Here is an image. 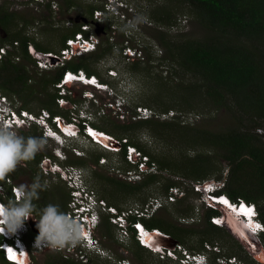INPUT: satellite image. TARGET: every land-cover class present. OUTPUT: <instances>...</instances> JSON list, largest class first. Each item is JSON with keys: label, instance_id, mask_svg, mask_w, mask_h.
I'll return each mask as SVG.
<instances>
[{"label": "rangeland", "instance_id": "rangeland-1", "mask_svg": "<svg viewBox=\"0 0 264 264\" xmlns=\"http://www.w3.org/2000/svg\"><path fill=\"white\" fill-rule=\"evenodd\" d=\"M5 1L8 2L7 7L10 13L20 15L32 21L31 25H24L27 36L49 48L50 51L48 52H58L61 49L62 35L72 32L76 26H81L85 23L84 19L89 18L86 22L89 24L91 23L90 30L98 35L99 45L97 49L88 51L81 56H84L83 58L86 59L91 68L99 72L101 79L108 83H103L99 76H96L99 79V82L96 84L74 81L69 88L75 93L76 96L74 99L76 101L79 100V103L72 104V102L66 98L67 96H70L68 94L65 96L66 102L63 103L64 105L58 102L57 104L60 107L67 106V108L72 110V112L69 113V118L62 115L58 116H61L67 121L71 120L75 116H77V120L79 118H88L90 122L99 124L102 127L110 128L115 124H133V122H138L140 119L152 118L154 113L149 116L146 114L143 116V114H140L139 108H147L152 110V112L154 110L155 113L157 109L155 107L144 105L143 102L148 100L151 101L152 98L159 96L161 91H167L161 95L166 98V101L168 99L175 98V96L173 97V94L169 95L171 91L160 88L157 84L160 83L159 81H162L168 86H181L182 84H187L189 82L188 79L185 80L176 78L174 74L175 67H173L169 61L163 59L168 57L169 53L167 47H161L158 39L159 33L165 32L170 36V39H175V41L184 40L185 38L198 39L207 37L208 35L207 30L200 25L197 19L194 18L195 16H193L187 8H182L178 4L179 0H126V4L129 5L128 8L120 5L118 0H116V4L113 3L114 0H111V4L114 6L112 9H114L116 5L121 6L119 7V10L121 8L120 12L125 13V17L112 15V12L110 11L104 14L101 22H90L91 16L87 12L86 6L93 5L100 7L109 0H70L73 4H69V0H44L46 3H51V9L54 10L52 14L46 11L47 8L43 4L44 1L41 2L42 0H38L42 3V6H40L38 1H34L29 4V2H27L29 0H0V5ZM159 7L163 8L162 12L167 8V11L174 17L171 18L176 19L174 20L176 21L174 22V26H165L164 24L157 25L150 18H147V13H151L154 9H159ZM33 18H35V20H33ZM105 25H111L108 33H105ZM19 28H22V24ZM13 29L14 28L12 27L10 31L11 33L13 32ZM7 35L8 33L4 29H0V38L6 37ZM167 37L168 36H166V38ZM128 46H130L136 54L128 55V51L126 52L125 50ZM107 48H111L110 51H107ZM146 48L148 50L145 51ZM39 51L45 52L41 50ZM30 56L34 60V57L32 55ZM77 58L78 57H76V59ZM60 67H62L60 64H55L51 68L41 69L40 71L38 70V72L31 63L28 64V70L32 76L29 84L32 89H37L38 92L33 94L28 91H24L21 95L10 94L9 96L0 90V93L3 96L5 95L7 98L9 97L7 101L2 100L3 106L5 105V110L9 111L12 107L15 110L21 111L22 109H25L23 108L24 101L28 100L30 102L29 107L32 111L29 109L25 110L34 113L37 118L40 114H43V110H45V112H49L48 109L42 108L41 102L47 100L48 93L51 92L54 87L44 89L45 80L50 77V75L45 74V72H57V68ZM111 71L114 73L112 74ZM56 84L57 83L54 85L55 88ZM58 97L59 96H57V98ZM182 104L183 103L181 102V105ZM193 104L194 109L189 111L191 114L188 113V117H182V119L185 118L184 124L191 123V126L195 129L197 128L208 131H226L234 126L235 121L232 119L231 114L226 110H217L207 101L202 104L201 102L196 101ZM134 108H136L137 114L133 113ZM49 113L51 114V112ZM196 114L198 115L196 116ZM53 116L55 115L51 114V118L47 120L46 123L54 127V123L52 121ZM163 118L165 120L170 118V116L163 115ZM188 121L190 122L188 123ZM42 124L43 123L38 120L36 121L35 119H31L28 124H18L12 127L20 135L33 136L31 134H36L46 140L45 147L36 155L39 153H46L48 154V157L55 160L54 162H58V164H61L62 166H77L74 162H85V165H79V167L84 169L86 174L84 184L93 189L97 194V197L101 200L103 199L102 197H104L106 202L114 201L122 208L128 209L136 204H146L150 198L163 197L167 195L162 188L163 185L169 181L182 187V190L186 193L185 196L178 199L176 202L169 203L167 207L161 208L152 218L157 217L161 220L179 225L182 228L193 229L192 232L195 233V246H200L204 237L203 230L208 227V223L206 222V212L208 209H206L202 203L203 196L206 198V195L205 193L203 195L195 192L190 187H187L185 182H192V180H196L192 177L186 176L185 174L183 175L181 173V169H177L179 170L177 171L175 163H173L175 160H187L190 157L196 156V149L193 146L191 147L188 141H178V139L174 136L167 138V141H163L160 138H154L149 133L150 131L145 128H140L135 132L133 136L135 141L138 140L140 144H142L146 150L151 151L154 156L159 158L165 157L166 160L164 162L169 165L162 168L156 161L160 170V173L157 174L160 176L159 182L146 189H140L137 194V191L133 188V186H137L140 181L145 180L149 175L144 174L140 180L133 182L129 181V175L127 173L130 170H135V167L131 163V165H128L123 160L120 155L121 151H105L102 147L94 145L91 141L84 138L83 134H80L79 137L74 136L75 139L67 141L66 143L62 142L61 139L58 142L55 137L46 133V124ZM34 126H37V128H34ZM100 130L102 131V129ZM63 135L67 137L66 134ZM112 137L115 138L114 136ZM115 139L118 140L117 138ZM73 146L79 147L83 154L78 155L75 153L74 150H72ZM139 151H141L142 157L147 155L144 151L138 149V152ZM96 156H100L98 163L93 161V158ZM142 157L139 158L141 159ZM102 158L106 159V162L104 163L105 165H101ZM42 160L40 168L43 167ZM29 162L31 163L33 160H30ZM222 165V172H213L207 176V178L201 180H223L224 177H226V173H228V165L224 162ZM36 174V177H40L42 182H47L48 187L42 190L41 194H39V203L38 205L36 204V213L38 214L33 213V218L29 217L25 221L28 226H26V232L24 234L20 232L22 234V238L25 239L24 242L30 246V248L28 246L26 247L30 253L31 260L34 264H48L47 261L52 260L50 256L55 257L59 254H63L64 258H76L77 260L83 261L80 256H75L74 253L66 255L63 251L52 248L37 251L31 245L34 239L29 241L30 239H28V236L31 233L30 229H32V226L34 225V227H36L40 210L45 205L52 203L59 205L60 209L65 208L66 206L67 211H69V203L71 201V190H69L65 181L55 174L48 175L45 171H39ZM32 175L34 174L29 172L28 174L18 176L16 179L11 178L13 182L19 186L20 184L31 183L34 179ZM221 176H223V179H219ZM115 184H126L132 186H127L128 189L126 192H119V188L116 187ZM68 192L69 197H66ZM1 195L5 198L10 197L9 192ZM188 206H193V210L189 214H182L177 211V207L187 208ZM101 210V208H98L100 221L97 223L98 227L94 230L93 236L99 240L105 256L100 257L93 255L92 252H86L87 256L83 262L97 264H106L107 262L108 264H119V260L126 259L130 264H143L142 262L136 261L133 254L132 241L135 240L133 238H129L125 243L120 242L118 239L120 238V230L118 226L113 225L111 222H104L106 215ZM218 212L221 216L228 215V212L224 209L218 210ZM197 213L199 214L201 222L190 226L180 223V217L192 216ZM222 228L224 229V232L221 236L214 234L209 235L216 242L214 245L219 247V251H217L219 253L211 252V257H214L215 254H223L220 259V261H223L225 258L224 255L232 248L240 254L237 259H240L241 261H239L241 263L264 264V243L258 246L257 250L254 251L251 249L250 244L245 242L246 240L244 241L239 239L228 225L227 227L224 225ZM34 232L36 233V231ZM3 238L4 237H2V239ZM206 245L207 243L205 242V248ZM183 246L190 251L187 245ZM190 252L202 251L195 249ZM144 253L143 258L146 259L147 264H161V260L167 261L165 264H181L179 261H171L168 260V258L160 259L159 255L154 253L151 254L148 251ZM208 262V264H211L209 257ZM218 263L222 264L217 258L216 263L214 264ZM0 264H9L4 260L1 251Z\"/></svg>", "mask_w": 264, "mask_h": 264}, {"label": "trees", "instance_id": "trees-1", "mask_svg": "<svg viewBox=\"0 0 264 264\" xmlns=\"http://www.w3.org/2000/svg\"><path fill=\"white\" fill-rule=\"evenodd\" d=\"M27 2L30 4L33 1L29 0ZM41 2H38L40 6H42ZM43 4L50 14L54 12L51 9V3L44 1ZM69 4H73L72 1ZM178 4L182 8H187L208 32L207 37L185 38L180 41L170 39V36L165 32L159 33L160 45L162 48L167 47L169 53L168 57L163 59L169 61L175 67L174 74L176 78L188 79L189 82L181 86H168L159 81L160 83L157 84L160 88L171 91V93L168 92L169 95L173 94L175 98L166 101V98L161 95L167 91H161L159 96L152 98L151 101L148 100L150 102H143L144 105L157 109L156 113L153 110L154 115H152V118L140 119L138 122L127 125L115 124L110 128L102 127L96 123H92V125L114 136L120 142L126 139L128 144L134 145L144 151L145 154L150 155L151 160L157 161L162 168L169 166L164 162L166 158L154 156L138 140L135 141L133 137L135 132L140 128H145L150 131L149 133L154 138H160L163 141H167V138L173 136L178 141H188L190 146L196 149L197 154L187 160H175L173 163H175L176 170L181 169L183 175L201 180L207 178L213 172H222V163H226L228 174L223 193L233 201L241 198L247 202L255 203L259 209L260 219L264 223V0H179ZM7 5V1L0 5V29H4L8 33L6 37L0 38V46L13 45L15 41H19L20 45L13 47L8 56L0 61V90L9 96L10 94L21 95L24 91L35 94L38 90L32 89L29 84L32 76L28 70V64L31 63L34 67V61L27 52L28 44L33 41L37 49L41 51L48 52L50 49L27 36L24 25L29 26L32 21L10 13ZM86 9L92 19L94 10L104 9V4L100 7L86 6ZM162 9V7H159L151 13H147V18H150L157 25L174 26V22H176L174 20L176 19H173L174 17L167 11V8L163 12ZM87 19L89 20V18ZM21 24L22 28H19ZM110 26L105 25V33H108ZM12 27L14 29L11 33ZM78 30H80V26H76L72 32L62 35L61 48L65 45L66 39L73 36ZM166 36H168V40ZM111 48L106 50L110 51ZM146 50L148 49L146 48ZM17 54L22 56V60L19 62H15ZM83 57L66 62L64 66L57 68V72H45L50 77L46 78L44 89L54 88L51 92L48 91L47 100L41 103L42 108L48 109L52 115H62L69 118L68 115L72 112L67 106H58L56 99L59 95L54 85L61 80L64 70L78 71L83 69L89 76L100 77L99 72L93 70ZM36 71L38 70L36 69ZM101 81L106 82L102 79ZM75 96V93L72 92L66 98L72 104H77L79 100L76 101ZM196 101L201 102V104L207 101L217 110H226L235 121L234 126L226 131H208L193 128L192 124L189 123L190 121H188L189 124H184L185 118L182 119V117H188L191 114L189 111L194 109L193 103ZM181 102L184 105H181ZM29 103L28 100H25L23 108L32 111ZM171 110L175 111L176 114L164 120L162 115ZM133 113L137 114L136 108H134ZM34 128H37V126H34ZM31 135L38 136L36 134ZM126 146L127 144H123L120 155L128 165H131L125 156ZM47 155L46 153H39L32 159L33 162H21L6 178L0 179V182L6 181L8 177L16 179L18 176L29 172H32L34 174L32 176L35 178L37 172H43L40 163ZM99 158L100 156H96L93 161L98 163ZM74 163L77 166L85 165L83 161ZM159 179V175H149L148 178L140 181L133 188L136 189L138 194L140 189L155 185L159 182ZM219 179H223V176ZM115 185L119 188V192H126L127 186H132L126 184ZM172 185L176 184L170 181L167 182L163 185V191L167 193ZM66 197H69V192ZM12 198L10 194V197H3V200L7 202ZM102 198L104 199V197ZM38 200H34L33 203L38 205ZM108 202L109 205L117 207L119 211L124 209L114 201ZM61 210L67 212L66 206ZM192 210L193 206L187 208L177 207V211L182 214H189ZM36 212L35 207L33 213ZM218 214L217 210H207L206 222L208 227L203 230L204 237L199 247L195 246L193 229L182 228L157 217L144 221L149 229H159L181 244L187 245L190 251L195 249L202 251L205 249V242L216 244L209 235L221 236L224 232L222 227L211 224L209 220L212 215ZM104 222L110 223L107 216ZM30 232L29 241L35 239L38 235L32 230ZM1 240L2 238H0V242ZM262 241L264 243V234L262 235ZM132 242L136 261L147 264L146 259L143 258L144 252L148 251L151 254L152 252L139 246L135 241ZM225 255V258H238L240 254L231 248ZM222 256L223 254H215L214 257H211V264L216 263L217 258ZM50 258L52 260H48V264H97L83 262L76 258H64L63 254L55 257L50 256ZM168 260L173 261L169 258ZM161 261V264L167 263V261ZM106 264L108 263L106 262Z\"/></svg>", "mask_w": 264, "mask_h": 264}, {"label": "built area", "instance_id": "built-area-1", "mask_svg": "<svg viewBox=\"0 0 264 264\" xmlns=\"http://www.w3.org/2000/svg\"><path fill=\"white\" fill-rule=\"evenodd\" d=\"M116 2V0H114ZM120 5L127 8L126 0H118ZM112 1L109 0L105 4V10L96 9L94 10V19L98 22H101L104 14L106 12H112V15L118 17H125V14L120 12L119 7L116 5L112 6ZM93 22V21H92ZM91 23H83L80 26V30L75 33L74 36L69 37L65 41L64 47H62L58 52H40L33 42H30L27 47V52L34 57V67L37 70L51 68L55 64H60L64 66L66 62L83 55L84 53L97 49L99 45L98 35L92 32ZM96 26V25H95ZM97 27V26H96ZM20 45L19 41H15L12 44L0 46V61H3L6 56H8L9 51L13 47H18ZM128 55L136 54V52L130 47L125 48ZM22 59L20 54L15 56V62H19ZM112 74L114 73L111 71ZM74 81H83L84 83L96 84L99 82V79L95 76H89L84 70L73 71L66 69L63 72L62 78L56 84L57 92L59 97L57 98L58 103H65V96L68 94L71 95L72 91L70 90V85ZM0 116L3 117L2 112V100L7 101V96H3L0 93ZM61 104V105H62ZM64 105V104H63ZM5 109V108H4ZM10 115L6 118L5 123L9 126H15L17 124H28L31 119L38 120L46 124V133L55 137L62 142L72 141L75 139L74 136L79 137L80 134H83L84 138L91 141L94 145L102 147L105 151L120 152L122 151L123 144H127L125 156L127 161L134 165L135 170H130L127 174L129 175V181H137L142 178V175H157L160 173L157 163L152 161L149 156L141 155V152H138L137 147L134 145L128 144L126 139H123L122 142L116 140L106 132L99 133V130L92 125L88 119H78L77 116L67 121L61 116H53L54 127L46 123L47 120L51 118L49 112L43 110V114L37 118L34 113L29 112L28 110L22 109L21 111L10 108ZM140 114L143 116L151 115L153 112L150 109L140 107ZM150 111V112H149ZM164 116H174V111H169L168 114H163ZM162 115V116H163ZM1 119V118H0ZM94 128V129H93ZM66 134L65 137L63 134ZM97 133V134H96ZM72 150L78 155H82L83 152L79 147L73 146ZM139 157H142L141 159ZM55 160L51 159L48 156H45L42 160V169L46 174H55L61 178L67 184L69 190H71V201L69 203L70 208L66 213L75 214L83 218L87 224V232L83 239L75 242L66 244L63 248L56 249L63 251L66 255L74 253L75 256H80L83 261H85L87 253L92 252L96 256H105L104 250L100 246V242L97 238L93 236L94 230L98 227L97 223L100 221V215L98 208H101L102 212L109 218L110 222L113 225H117L120 230V242H126L129 238H133L139 246L149 249L152 253L159 255L160 259H172L179 261L181 264H204L208 260L206 252L219 251V247L207 243L206 248L202 252H190L178 242L175 247L165 248L160 245H151L150 236L163 234L159 229H149L144 220L152 218L161 208L167 207L169 203L176 202L178 199L185 196V191L182 190V187L178 185H172L167 192V195L163 197H153L150 198L146 204H136L131 206L128 209H123L119 211L114 205H109L104 199H99L97 194L93 189L84 184L85 180V171L82 167L65 165L62 166ZM105 158H102L101 165H105ZM48 166V167H46ZM226 173V177H227ZM127 175V176H128ZM226 177L221 181H209V180H192V182H185L187 187H190L195 192L201 193L203 196L202 203L206 209L221 210L224 209L228 213L229 211L235 212L237 217L246 218L247 236L249 240L247 241L250 244L252 250H257L258 246L263 244L262 235L264 234V223L260 219V213L257 205L252 202H247L244 199L238 198L237 201L231 200L226 194L223 193V189L226 182ZM18 186L13 182L11 177H8L5 182H0V207L3 206L4 200L1 194L10 191V194L13 195L17 200L20 198V194L17 191ZM231 201V205L229 203ZM231 206V210H227L226 206ZM237 208V209H236ZM257 216V218H256ZM221 215H212L210 217L211 223L216 226L223 227V221H219ZM244 220V219H243ZM181 224L184 225H193L195 223L201 222L199 214L192 216H182L179 218ZM245 221V220H244ZM27 224L24 223L26 228ZM28 227V226H27ZM31 230V229H30ZM2 235V234H0ZM8 236L9 234H4ZM11 235V234H10ZM166 235V234H165ZM16 237L19 239L22 237L20 232L16 233ZM149 241V242H148ZM31 245L37 251L47 250L49 247H36L35 239ZM12 249L17 252L20 256L22 255V249L19 247L18 243L2 239L0 242V251L5 261L9 264L17 262L19 264H34L33 262L21 263L20 261H14L12 259V252L9 251ZM112 259V258H111ZM233 260V259H230ZM223 262V261H222ZM15 264V263H14ZM119 264H130L126 259L119 260Z\"/></svg>", "mask_w": 264, "mask_h": 264}, {"label": "clouds", "instance_id": "clouds-1", "mask_svg": "<svg viewBox=\"0 0 264 264\" xmlns=\"http://www.w3.org/2000/svg\"><path fill=\"white\" fill-rule=\"evenodd\" d=\"M32 1L34 2L38 0ZM113 3L116 4V2ZM105 4L104 11H106ZM92 21L98 22L94 19V14L90 22ZM4 108L5 105L2 106V109ZM10 112V110L8 111L4 109L3 117L0 116V179L6 178L21 162L34 159L36 154L42 151L46 144V140L43 137L20 135L13 127L5 123ZM60 133L63 134L62 131H60ZM56 140L58 141V139ZM47 187L48 184L46 181L42 182L40 177H35L31 183L20 184L18 186L17 191L20 194L19 200L13 197L9 201L4 202L3 206L0 207V234H2L0 237L18 243L23 252L21 255L23 261H20L21 263H29L33 261L31 260L30 253L26 247L28 246L30 248V246L24 242V238L21 237L22 239H18L16 233L21 232L24 234L26 232V228L23 226L25 221L33 215L36 207L33 202L39 198L40 191ZM229 203L231 205V201H229ZM230 205L229 207H231ZM229 207L226 206V209L231 210ZM37 221L36 227L39 232L35 238L36 247L46 246L52 249H60L66 244L75 243L83 239L87 232V224L83 218L62 211L57 204L49 203L45 205L40 210L39 219ZM4 234L9 235L5 236ZM205 254L211 261V251L206 252ZM220 259L221 257L218 258V261L222 264H244L237 258H224L225 260L222 258L224 262L220 261ZM14 263L19 264L17 262ZM208 263L207 260L204 264Z\"/></svg>", "mask_w": 264, "mask_h": 264}, {"label": "bare ground", "instance_id": "bare-ground-1", "mask_svg": "<svg viewBox=\"0 0 264 264\" xmlns=\"http://www.w3.org/2000/svg\"><path fill=\"white\" fill-rule=\"evenodd\" d=\"M99 133H103V131L99 130ZM58 141H60V140H58ZM243 217H244L243 219L245 221L242 218L237 217V215L235 214V212L229 211L228 215H226V216L224 215V217H221L219 219V221H223V224L226 225V227L228 225L232 229V231L234 232V234H236V236L239 239H242L244 241L246 240L245 242H247L249 240V238L247 236V229H248V227L246 225V218H245V216H243ZM150 240H151V238H150ZM11 252L13 253L12 254V259L14 261H23L22 256L21 255L19 256L16 251H14V250L11 249Z\"/></svg>", "mask_w": 264, "mask_h": 264}, {"label": "water", "instance_id": "water-1", "mask_svg": "<svg viewBox=\"0 0 264 264\" xmlns=\"http://www.w3.org/2000/svg\"><path fill=\"white\" fill-rule=\"evenodd\" d=\"M86 20L87 19H84L85 22ZM32 230L36 231L37 234L39 232L38 228L36 229L34 225L32 226ZM150 238H151L150 240L151 245H160L165 248L175 247V245L178 243L177 240L165 234L151 235Z\"/></svg>", "mask_w": 264, "mask_h": 264}, {"label": "snow or ice", "instance_id": "snow-or-ice-1", "mask_svg": "<svg viewBox=\"0 0 264 264\" xmlns=\"http://www.w3.org/2000/svg\"><path fill=\"white\" fill-rule=\"evenodd\" d=\"M9 251H11V249H9Z\"/></svg>", "mask_w": 264, "mask_h": 264}, {"label": "flooded vegetation", "instance_id": "flooded-vegetation-1", "mask_svg": "<svg viewBox=\"0 0 264 264\" xmlns=\"http://www.w3.org/2000/svg\"><path fill=\"white\" fill-rule=\"evenodd\" d=\"M40 194H41V191H40Z\"/></svg>", "mask_w": 264, "mask_h": 264}]
</instances>
